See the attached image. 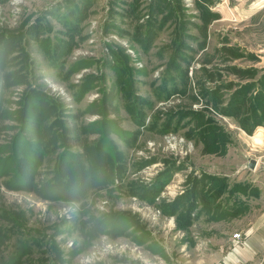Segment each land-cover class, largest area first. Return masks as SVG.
Wrapping results in <instances>:
<instances>
[{
    "label": "rangeland",
    "instance_id": "rangeland-1",
    "mask_svg": "<svg viewBox=\"0 0 264 264\" xmlns=\"http://www.w3.org/2000/svg\"><path fill=\"white\" fill-rule=\"evenodd\" d=\"M253 65L264 0H0V264H201L258 212Z\"/></svg>",
    "mask_w": 264,
    "mask_h": 264
},
{
    "label": "crops",
    "instance_id": "crops-1",
    "mask_svg": "<svg viewBox=\"0 0 264 264\" xmlns=\"http://www.w3.org/2000/svg\"><path fill=\"white\" fill-rule=\"evenodd\" d=\"M258 16L259 14H255L252 18ZM228 47L234 48L233 44L229 43ZM248 55L254 57L255 53L249 52ZM233 59L235 58L229 57V60ZM253 66L264 71V66ZM244 84L249 90L243 96H239V106H230L233 98L231 97L228 100V107H225L228 108L226 109L228 114L224 115L242 119L237 125L244 135L242 137L245 141L248 138L252 140L253 146L248 152L247 166L253 175L246 177V181L252 182L256 189L257 194L253 197L259 208L253 219L241 226L238 231L231 232L229 236L217 242L216 250L206 254L201 264H264V78L249 79ZM235 234H240V238L236 239Z\"/></svg>",
    "mask_w": 264,
    "mask_h": 264
},
{
    "label": "trees",
    "instance_id": "trees-1",
    "mask_svg": "<svg viewBox=\"0 0 264 264\" xmlns=\"http://www.w3.org/2000/svg\"><path fill=\"white\" fill-rule=\"evenodd\" d=\"M244 90L242 89V90H239L238 91V93L237 94H235V96H233V98H231L232 100H231V102H230V106H239L238 105V99H239V96L240 95H242V92H243Z\"/></svg>",
    "mask_w": 264,
    "mask_h": 264
},
{
    "label": "built area",
    "instance_id": "built-area-1",
    "mask_svg": "<svg viewBox=\"0 0 264 264\" xmlns=\"http://www.w3.org/2000/svg\"><path fill=\"white\" fill-rule=\"evenodd\" d=\"M234 237H235L236 239H239V238H240V234H235Z\"/></svg>",
    "mask_w": 264,
    "mask_h": 264
},
{
    "label": "water",
    "instance_id": "water-1",
    "mask_svg": "<svg viewBox=\"0 0 264 264\" xmlns=\"http://www.w3.org/2000/svg\"><path fill=\"white\" fill-rule=\"evenodd\" d=\"M251 167H252V168L254 167V162L251 164Z\"/></svg>",
    "mask_w": 264,
    "mask_h": 264
}]
</instances>
